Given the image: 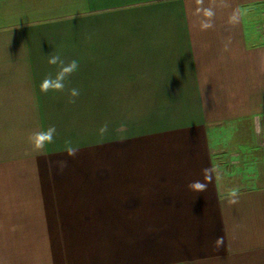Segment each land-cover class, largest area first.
Here are the masks:
<instances>
[{"label": "crops", "instance_id": "1", "mask_svg": "<svg viewBox=\"0 0 264 264\" xmlns=\"http://www.w3.org/2000/svg\"><path fill=\"white\" fill-rule=\"evenodd\" d=\"M51 53L79 70L45 94ZM257 121L264 136V0H0V264H137L138 190L143 228L190 230L144 262L264 264ZM236 124L237 152L219 159ZM50 125L54 143L34 150L28 135ZM238 162L254 183L230 204L219 177ZM204 168L207 191L189 190ZM105 229L127 238L105 246Z\"/></svg>", "mask_w": 264, "mask_h": 264}, {"label": "rangeland", "instance_id": "2", "mask_svg": "<svg viewBox=\"0 0 264 264\" xmlns=\"http://www.w3.org/2000/svg\"><path fill=\"white\" fill-rule=\"evenodd\" d=\"M258 122L259 121H257L255 128H257V125L259 126V128H261L260 124H258ZM236 127H237V124L232 126V127H225L224 129H222L223 131L226 130L225 132L217 134V142L219 140H222L225 143L222 146H220L219 143H217L216 147L214 148V153L218 152V154H216V155L219 157V159L222 158L224 160V159H226L227 155L229 157H231V153L233 154V153L237 152V150L233 146L234 142L225 140L226 132L228 131L227 135L233 134V132L235 130L234 128H236ZM237 128H244V127H242V125H240ZM147 129H150V128H147ZM156 129H159V128H156ZM107 135L108 134L106 133L105 137ZM262 139H263V136H260L259 137V143H261ZM226 153H227V155H226ZM156 167H157V165H156ZM233 167L234 168L232 169L231 166L228 167L225 164H223V166H222V168H223L222 170H224V171L220 174L221 176L219 177V186H220L221 192L223 194L228 193L231 189H237V188L239 189V187L243 184H245L246 188L253 187L252 183H254V182H252V180H249V178L244 180L243 175H241V173L239 171V170H242L243 164L238 162ZM157 169H158V171L161 170L159 168H157ZM158 175H160V174H158ZM161 179H163V178H158V177L154 178L156 183L162 182ZM156 189L160 190V191H164V189L159 187V186H156ZM137 194H138V196L135 197V204L138 208L137 220L141 221V222H138V228L136 230L137 231V242H138V244H137L138 263L137 264H147V263L150 264V263H152L150 261L144 262L145 255H143V254L146 252H149V250L150 251L152 249L155 250V249H157V247H162L158 244L156 245L155 242H160L162 240H163L162 242H176L178 240L180 241V236H181V239L184 241L186 236L189 235L190 230L189 229L180 230V229H177L175 226H170L169 227L170 229H168V230L166 228H162V229L143 228L144 224H147L145 222V214L141 210V207L144 209L146 206L144 203L145 197L142 195V191H140V190L137 191ZM149 202H150V200H149ZM182 215L184 216V214H180V212H173V213L169 214L168 218L170 219V221H174V222L176 221L177 225H179V223L177 221H179L180 224L186 222V219H184L183 221H182V219H180V216H182ZM201 216L205 217V213L201 214ZM111 230L105 229L104 230L105 234L101 236L102 237L101 240L104 241L105 246H108V245L111 246L110 244L112 241L108 238V235L111 234L110 233ZM112 231H113L114 237H115V235L117 236V240L123 241L122 240L123 237L127 238V234H124V232H126L127 230H117L116 229V230H112ZM172 246H176V245L174 244ZM78 256H79V252H78ZM78 262H80V261H78Z\"/></svg>", "mask_w": 264, "mask_h": 264}, {"label": "clouds", "instance_id": "3", "mask_svg": "<svg viewBox=\"0 0 264 264\" xmlns=\"http://www.w3.org/2000/svg\"><path fill=\"white\" fill-rule=\"evenodd\" d=\"M47 57L48 65L55 66V73L49 72L40 83V91L47 94L50 91L54 92H64L66 90V82L69 78L79 70V62L76 59H72L69 62H65L57 54H49ZM69 103H75V98L80 95L78 88L72 87L67 88ZM107 131V125H104L100 132L103 134ZM57 128L55 125H50L46 129L36 130L30 133L27 137L28 142L31 144L32 148L38 152H42L47 145H51L55 141L57 136ZM79 151V148L74 147L70 140L65 141V153L70 157H75ZM60 167L66 166V161L58 162ZM213 170L211 168L202 169L203 180H195L190 182L187 187L189 190L201 193L208 189V184L212 182ZM207 181V183L205 182ZM230 204H235L238 202V190L231 189L229 191ZM224 242L223 237H217L215 241L216 246H221Z\"/></svg>", "mask_w": 264, "mask_h": 264}, {"label": "built area", "instance_id": "4", "mask_svg": "<svg viewBox=\"0 0 264 264\" xmlns=\"http://www.w3.org/2000/svg\"><path fill=\"white\" fill-rule=\"evenodd\" d=\"M257 131H258V133H259V135L260 136H263L262 134H261V132H260V129H259V126L257 125ZM260 147H261V149L264 151V136H263V139H262V141H261V143H260Z\"/></svg>", "mask_w": 264, "mask_h": 264}]
</instances>
